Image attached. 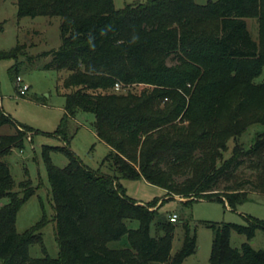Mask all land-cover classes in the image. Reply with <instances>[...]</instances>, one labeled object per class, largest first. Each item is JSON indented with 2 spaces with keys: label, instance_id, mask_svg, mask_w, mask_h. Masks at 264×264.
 Listing matches in <instances>:
<instances>
[{
  "label": "trees",
  "instance_id": "obj_1",
  "mask_svg": "<svg viewBox=\"0 0 264 264\" xmlns=\"http://www.w3.org/2000/svg\"><path fill=\"white\" fill-rule=\"evenodd\" d=\"M17 6L20 17L61 18L62 44L47 53L52 60L46 67L69 72L63 86L70 92L59 127L47 135L63 145L42 151L60 252L29 253L43 242L46 217L17 230V213L35 187L29 178L17 184L2 158L23 149L33 130L0 104V126L16 125L14 133L0 134V199L8 200L0 206V264H183L197 248L189 224L183 225L182 248L171 255L176 222L152 209L157 200L130 196L123 178L144 179L171 196L224 200L233 209L251 192L264 194V131L248 148L237 144L223 157L230 139L264 124V81H256L264 69V0H147L123 8L114 0H17ZM248 19L257 21L258 38ZM173 54L178 62L169 65ZM116 83L144 87L117 92ZM81 111L94 114L92 130L110 148L97 169L70 146ZM55 151L66 165L53 162ZM244 163L251 174L239 178ZM211 226L210 264H264V249L251 243L264 220ZM232 231L247 237L241 247L231 244Z\"/></svg>",
  "mask_w": 264,
  "mask_h": 264
},
{
  "label": "rangeland",
  "instance_id": "obj_2",
  "mask_svg": "<svg viewBox=\"0 0 264 264\" xmlns=\"http://www.w3.org/2000/svg\"><path fill=\"white\" fill-rule=\"evenodd\" d=\"M145 1L147 0H114V4L116 8H123L130 3ZM195 1L204 4L209 0ZM60 24L61 18L58 16L20 17L17 0H0V51L7 52L15 47L20 48L17 54L0 56V104L14 122L33 130V133L26 134L23 149H13L10 154L2 158L9 166L17 184L29 178L35 187V194L22 205L17 213L16 227L18 232L23 233L44 217L47 219V223L41 230L43 242L30 246L29 253L32 257L45 255L58 257L60 252L56 239L51 183L42 156L44 145H63V141L58 137L47 135L59 127L65 115L66 98L64 94L70 92V89L63 86V81L69 72L46 67L52 60V55H47V53L58 49L62 44ZM248 27L254 38H258L257 21L248 19ZM177 62L178 58L174 54L168 59L169 65ZM17 73L23 76L30 86L24 96H19L17 91ZM256 81H264V69ZM143 87L144 84L138 83L128 85L121 90L115 89V91L139 92ZM94 120L95 116L92 113L83 111L78 113L71 126L74 136L70 146L85 164L97 169L101 167L110 148L101 142L92 130L91 124ZM15 131L16 125L0 126V134H10ZM262 131H264V124L254 125L238 139H230L223 151V157L229 158L237 144L242 148H248ZM52 160L59 166H64L68 162L65 155L58 151L52 153ZM246 164L239 167L237 171L239 178L250 176L251 169ZM102 170L108 172L105 166ZM121 181L127 188V193L138 199L140 203L155 199L157 202L153 210L159 208L163 216L174 213L178 215L171 255L174 256L182 248L185 235L183 225L184 223L189 224L192 233L196 235L197 248L184 260L183 264H210L214 237L212 224L247 225L250 217L264 220V194L259 192H251L247 201L233 209L226 206L224 200L208 199L206 196L168 195L166 190L144 179L123 178ZM232 182H234L233 179L223 181L220 187ZM246 187L249 188L250 184ZM14 190H18V186ZM7 201V198L0 199V206ZM131 225L137 227L138 222H132ZM246 241L245 235L232 231L231 244L234 247H241ZM251 243L255 249H264L263 229L256 230ZM151 264L162 263L153 262Z\"/></svg>",
  "mask_w": 264,
  "mask_h": 264
},
{
  "label": "built area",
  "instance_id": "obj_3",
  "mask_svg": "<svg viewBox=\"0 0 264 264\" xmlns=\"http://www.w3.org/2000/svg\"><path fill=\"white\" fill-rule=\"evenodd\" d=\"M16 87H17V91H18L19 96H24L25 94H27V91L30 88L28 83L25 82L23 76H21V75H18L16 78ZM115 89L121 90L122 85L120 83H116ZM170 220L172 222H177L178 221V215L176 213L172 214L170 216Z\"/></svg>",
  "mask_w": 264,
  "mask_h": 264
},
{
  "label": "water",
  "instance_id": "obj_4",
  "mask_svg": "<svg viewBox=\"0 0 264 264\" xmlns=\"http://www.w3.org/2000/svg\"><path fill=\"white\" fill-rule=\"evenodd\" d=\"M163 219H164V220H168V217L164 215V216H163Z\"/></svg>",
  "mask_w": 264,
  "mask_h": 264
}]
</instances>
